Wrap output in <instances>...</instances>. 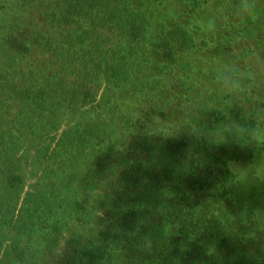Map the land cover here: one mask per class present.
<instances>
[{"label": "trees", "instance_id": "1", "mask_svg": "<svg viewBox=\"0 0 264 264\" xmlns=\"http://www.w3.org/2000/svg\"><path fill=\"white\" fill-rule=\"evenodd\" d=\"M244 3L0 0V264L58 238L63 264L264 262V215L237 196L264 183ZM20 5L42 24L16 42Z\"/></svg>", "mask_w": 264, "mask_h": 264}, {"label": "rangeland", "instance_id": "2", "mask_svg": "<svg viewBox=\"0 0 264 264\" xmlns=\"http://www.w3.org/2000/svg\"><path fill=\"white\" fill-rule=\"evenodd\" d=\"M7 1V0H6ZM247 12H243L247 15L244 16V18L249 17L250 19V24L248 26L251 27V29H254V27L256 26V21L260 18L262 22H264V0H245L244 3ZM16 12H18L17 14V18L16 20L18 21V26H17V21L16 24L14 25L12 29L14 37H15V41H21V38L23 37L24 34H28L30 32H35L38 28H41V24L42 21L38 18V14L30 11V9H24V6L18 7V10H15ZM11 14H9V16H12V13H15L13 10H11L10 12ZM231 15H227L222 13V18L224 19H228ZM235 17H230L229 19L231 21H236V19H239V17L236 16V14H234ZM13 18H7V19H15ZM43 27V26H42ZM254 33H252V35L255 36V38L252 40L251 43V49L253 50V53L250 54L249 58H248V66L252 69V71L254 72L253 74H255L256 79H258V77L262 74V72L264 71V40L261 38V45L257 44V31L256 29H254ZM262 33H259L260 36L264 37V24L261 30ZM6 44H10V47H14L12 41H6ZM16 50V48H15ZM13 51H3L0 47V63H5L7 60L11 59ZM260 85L261 84V89H258L259 91L256 93L258 95V97H261V99L264 101V82L257 80L255 82V85ZM264 110V107H263ZM4 115H8V112L3 113L2 116H0V132H3L6 128H7V123L4 122ZM12 180V179H11ZM39 181V180H38ZM13 182V180H12ZM18 183H20L21 185L22 182L19 181V179L16 181ZM17 183V184H18ZM25 183V182H24ZM28 185L25 186L24 191H21L22 197H24L25 193L28 190V186H29V192H31L32 194L34 193V185H37V179L33 178V179H29L26 182ZM19 185V184H18ZM263 185L264 183L261 181L259 183H256L255 181H253V178H248L243 186V189H239V192H237V196L240 199H244L247 198V200H249V202L251 203V205L253 207H256V209H259L260 214L264 215V193H261L263 191ZM30 186H32L30 188ZM69 186V185H68ZM67 185L65 187H68ZM14 188V187H13ZM16 189V187H15ZM14 189V190H15ZM257 191V193H256ZM36 192V191H35ZM14 194V193H13ZM73 195V193H71ZM4 199V198H3ZM5 201L4 200H0V213H4L5 209H4V204ZM264 232V229H261ZM255 232V231H254ZM62 239L58 238L56 240V243L53 244L51 249H46V251L44 250L43 253H41L42 255L38 254L35 258H32V256L28 253H26L25 251H20L18 249L17 253L15 255V257H13V263L14 264H63L60 260L57 259L58 257V252L61 249V244H62ZM250 243H254L252 245V249H256L257 250V242L252 240ZM63 246V245H62ZM57 256V257H56ZM53 258V259H52ZM238 258V257H236ZM264 261V258H263ZM260 264H264V262H260Z\"/></svg>", "mask_w": 264, "mask_h": 264}]
</instances>
